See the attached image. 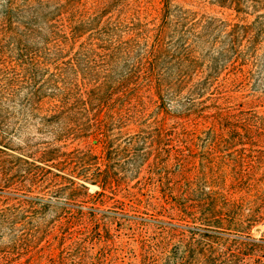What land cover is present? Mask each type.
Wrapping results in <instances>:
<instances>
[{"label": "trees", "instance_id": "obj_1", "mask_svg": "<svg viewBox=\"0 0 264 264\" xmlns=\"http://www.w3.org/2000/svg\"><path fill=\"white\" fill-rule=\"evenodd\" d=\"M0 1V264H264V0ZM21 109L51 141L12 146ZM153 125L165 175L196 164L206 195L150 204L161 230L139 232L137 252L103 228L126 217L100 211L90 186H110L96 146L136 161Z\"/></svg>", "mask_w": 264, "mask_h": 264}, {"label": "rangeland", "instance_id": "obj_2", "mask_svg": "<svg viewBox=\"0 0 264 264\" xmlns=\"http://www.w3.org/2000/svg\"><path fill=\"white\" fill-rule=\"evenodd\" d=\"M2 4L3 1H0V10ZM155 4V6L158 8L159 5L157 3ZM204 10L218 16L222 15V13L219 12L220 10L216 7H206ZM155 13L153 11V14ZM227 78H229V76L225 77V79ZM220 83L224 85L223 90H227L224 95H229L230 97L235 98L236 101L238 100L245 102L247 105H256L258 103L256 96H251V90H249V88L240 92L236 91V89L231 86L232 82L225 81ZM211 90L212 88H205V90H201L203 94H205L204 98L208 96ZM155 92V89L143 87L140 90L139 95L143 97H153L156 99L154 96ZM122 96L123 93L118 95V97ZM186 96L187 95H185L183 98V102L187 100ZM193 97L194 96L192 95L191 101L193 100ZM192 102L191 105L195 104ZM111 112L114 114V122L117 116L118 106L116 105L113 107ZM29 113L30 112L27 110L21 109L20 118H18L16 125L17 134L12 139V146L14 148L23 149L28 144L33 145L43 141H51L50 137L44 136L40 133V125L38 123L39 118L36 117V114L33 113L31 116ZM99 115L100 117H103L101 114ZM153 120V118H150L149 122H152ZM195 123L196 122L191 118V126L189 127V129H191V138L194 135L193 133H196L195 136H203L202 132L207 129L201 122L200 123L202 125L199 126H195ZM115 130L116 129H114L112 132L114 133ZM137 130L139 131L141 128ZM149 131L152 132V136L148 138V140H145V143L141 142L138 145L140 153H142V157L140 159H136V161H129L128 158H116L109 160L105 149L101 145L96 146L95 150L98 158L96 168L99 170V173H108V177L110 178V186H107L105 189H103L104 187L101 183L90 186V194L95 196L96 199V203L94 205L100 211H111L116 209L126 217L125 221L118 218L112 219V225L110 220H107L106 222L102 223L103 228H105L107 224L108 228L111 230V233L120 235L119 242L123 243L125 248L133 249L137 252H141V246L135 243V240L139 241V232H147L148 235L154 236L161 230L158 228L159 224H157L154 221V218L151 216L153 213L148 210V208H150V204L153 205L156 202L162 204L164 202V198L166 196L170 197L172 192L177 196H186L187 198H191V204H194L195 201L202 200L206 195V193L200 189L201 183L198 184L196 182L200 176L205 177L201 171L194 167L196 164H194L191 167V170L188 172H180L174 176H171V178H168L165 175L164 170H169L171 168L170 165L172 162L167 168H165L163 163L160 162L163 155V152L161 151L162 144L160 143V136H158L157 132L155 131L154 125L149 128ZM91 143L92 145H95L96 141ZM119 147H121L118 150L119 153L124 154V144L121 143ZM230 153L235 154L234 157H237L238 152L231 150ZM144 154L145 156H143ZM225 154H229L228 151L221 154L219 153V155ZM173 179L174 181L177 179L176 186H173L171 183ZM230 186L231 182L226 181L225 188L228 190L230 198H239V192L231 190ZM204 190L206 192V189ZM101 193H103L104 196H101ZM158 218L167 220L166 217ZM169 227L170 226H168V228L165 230L169 231ZM259 230H264V226L254 230L255 236L260 235ZM181 231L182 230H180V232ZM162 236H166V233L162 232ZM49 239L50 241H53L54 238L50 237ZM127 243L128 245H126ZM42 245H47V243L44 242Z\"/></svg>", "mask_w": 264, "mask_h": 264}]
</instances>
